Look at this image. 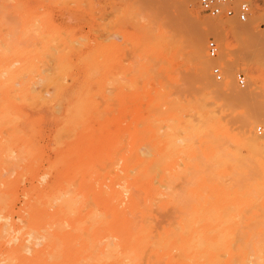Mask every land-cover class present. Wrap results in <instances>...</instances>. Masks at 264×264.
<instances>
[{"label":"rangeland","instance_id":"rangeland-1","mask_svg":"<svg viewBox=\"0 0 264 264\" xmlns=\"http://www.w3.org/2000/svg\"><path fill=\"white\" fill-rule=\"evenodd\" d=\"M196 15L200 20L229 21L204 13L199 0L191 3L184 0H0V46L11 49L5 50L9 52L7 61L11 67L21 65L14 66L12 71H18L16 78L22 77L17 86L18 94L5 96L0 93V175L4 174L0 199L8 196L7 200L4 199L6 201L1 200L3 205L8 204L4 205L6 210L3 213H10V222L21 227L22 233L18 236L25 234L26 237L27 232L34 234L38 231V236H34L41 238L43 235L41 240L44 242L37 241L41 245L36 249H42L48 242L49 232H53L49 231L52 223L65 216L66 208L60 210L59 207L63 204L59 202L63 194L62 201H67L64 204H74L76 208H72L77 211L76 214L72 211L74 216L72 213V216H65L72 223L66 224L68 234L64 241L61 240L63 242L59 241L68 252L65 264H90L89 255L93 251L97 254L107 242L112 241L103 238V226H96L94 232L90 230L91 223L99 224L97 220L100 219L97 216V220L94 219V214L103 220L106 214L115 215L118 208L116 190L125 186L124 175L149 174L154 187L169 192V195L173 191L179 197L178 192L184 191L186 199L182 198L183 203L185 200L192 203L191 197H196V200L203 197L201 201L205 197V204L199 201L197 203L201 205L198 206L193 202L194 205L190 204L193 208L185 205L189 214L195 209L211 207L218 188L229 189L230 184V189L235 187L236 191L244 185L246 189L243 186L240 192H252L253 188L258 190L261 187L260 184L264 183L262 176H255V180L253 175L258 174L255 172H259L257 167L264 171V162L250 155L243 146L242 134L252 114L264 115V56L261 52L264 39L255 37L260 33L264 38V21L259 22L254 39L245 41L251 69H237L235 72V80L238 72L246 76L245 87H240L236 80L240 92L247 91L249 81L257 79L253 86L256 97L235 103L228 92L221 89L222 82L216 81L213 75V80L219 84L214 93L201 83L197 75L189 44L191 37L206 23L193 19ZM225 30L229 31V27L226 26ZM161 36L168 45L162 56L155 58L150 55L148 46ZM210 37L216 39L209 35L205 50ZM217 42L220 58L225 42ZM218 65L224 72L230 70L229 65L223 62ZM41 80L45 82L42 84ZM40 81L38 86L42 90L39 89L41 93L38 94L43 95H39L42 99L37 93H32ZM22 86L29 87V95L21 92ZM204 122L206 126L203 127ZM259 126L262 124H251L249 129L261 137L264 125L262 134L257 130ZM188 127L190 130L203 129L206 136L199 137L195 132L188 139ZM173 137L179 141V147L175 149L170 147L168 140ZM225 148V152L221 151ZM146 150L149 154L143 155ZM219 151L228 155L227 164L219 165L218 158L216 163ZM8 152L11 154L9 157ZM136 152L142 155L140 164L143 165H136L132 160ZM221 178L225 180L223 185L227 186L219 184ZM239 179L241 183L237 186ZM133 189L142 204L147 201L156 208L157 202L144 190L135 185ZM209 195L214 198L208 199ZM56 197L60 199L57 201ZM67 199L73 202L69 203ZM56 201L59 205L55 204ZM94 210L106 214L103 217ZM71 224L79 232L72 231ZM250 224L241 226L249 234L247 242L243 239L242 242L247 244L255 238L253 245L247 247L244 242L239 245L245 244L249 258L256 263L260 255L264 257V227L259 225L258 228L256 224L254 229L250 226L256 227L255 224ZM246 226L250 230H245ZM47 229L48 236H45ZM252 229L260 237L255 236ZM102 241L105 245H100Z\"/></svg>","mask_w":264,"mask_h":264},{"label":"bare ground","instance_id":"bare-ground-1","mask_svg":"<svg viewBox=\"0 0 264 264\" xmlns=\"http://www.w3.org/2000/svg\"><path fill=\"white\" fill-rule=\"evenodd\" d=\"M249 1L252 4L253 15H252V11H251L252 16L250 15V18L247 22L240 23V22H237L233 19H227V20H229L228 22H222L219 20L216 21L215 19L214 20H210V19L200 20L199 16H197V15L193 16V19H195L196 21H204L206 23V26L201 31H198L196 34H194L191 37L190 44H189L190 55L196 63L197 75H198L201 83L206 88L212 89L213 93H214V91L217 92V90L219 89L218 88L219 84L215 83V81L213 80V77H212L213 66L218 65V63L221 64L222 62H223V64L229 65L230 70L228 72L225 71L224 72L225 73L224 79L222 81H218V82H222L220 85L221 89L222 90L224 89V91L228 92V94L231 96V98L234 102L235 101H245L246 102L250 99L253 100L254 97H256L255 96V90L256 89L253 88V86H255V82L257 81L256 78H253L251 81H249V88H247V91H245V92H240V90L236 86V80H235V72L237 71V69H243L245 71H249L251 69V63L247 59L248 57H246L248 55V52H246L248 50L247 49L248 44L246 46L245 41H247L249 39L251 40V38L254 39L255 32L259 28V22L264 21V0H249ZM184 2L185 3H189V2L191 3V2H197V0H184ZM1 9H3V8H1ZM189 15H190V13H189ZM226 26L229 27V31L225 30ZM38 27L36 29H38ZM39 31H40V29H39ZM256 34L257 35L255 37H257V39H258V36L262 40L264 39L262 37L263 36L262 34H261L262 36L260 35V33H256ZM209 35L215 36L216 39L220 42H225V46H224L225 48L223 49L224 51L221 52V57L218 58L219 60L218 59L213 60L211 58H210L211 59L210 60L207 56V53L205 50V42L207 41V37ZM45 36L48 37V35H45ZM163 37L164 36H161V38L157 37L152 42H150V45L148 46V51L150 52L151 56H153L155 58L156 57L160 58L162 56L163 49L168 45V43L165 42V39H163ZM241 43H243V45ZM244 46L247 49L246 51H245ZM7 49H9V48L5 47V49H3L0 46V93L4 94L5 96H11V95L14 96L15 93H17V94L19 93V91H18L19 87H17V86L19 85L20 80H22V77L20 79H18L19 77L16 78V76L18 75L17 74L18 71H12L13 67L16 64L13 65V67H11V63H9L7 61L8 60L7 56L9 55V52L5 51ZM12 49H14V48H12ZM262 49H260V50H262ZM9 50H11V49H9ZM34 50H35V48H34ZM20 52H18V53H20ZM261 52L264 56V50ZM7 53H8V55L6 56ZM23 55L21 57H23ZM90 60H92V59H90ZM220 60H221V62H219ZM17 63H19V62H17ZM22 65H23V62H22ZM17 66L21 67V65H17ZM17 66H15V67H17ZM31 69H33V68H31ZM93 73H95V72H93ZM37 78H39V77L37 76ZM56 78L57 77H55V80H56ZM16 79L19 81L17 82ZM41 81L38 83L36 82L37 86L36 87L34 86L32 93L35 92V93H37V96L41 95L43 97L42 94H38V93H41V90H42V88L40 86H38L41 84ZM34 82H33V84H34ZM43 82H45V81H42V84H43ZM39 89H41V90H39ZM21 92L26 94V95H29V93H30L29 87L24 86L23 88H21ZM22 93H20V94H22ZM44 95H45V93H44ZM40 101L41 100H39V102ZM245 102H243V103H245ZM1 107L2 106H0V108ZM252 115L250 116L251 119L246 122L247 123L246 129L244 130V132L242 134L243 139H244L243 146L247 150L250 151L251 154L250 153H248V154L254 156L259 161L264 162V137H263L264 135L260 137L257 134H255L253 132V130L249 129L251 124L260 123L263 126L264 125V115H258V114H255V115L252 114ZM16 118L17 117H15V120H16ZM1 120H3V119H1ZM10 121L11 120L9 119V122ZM11 122L14 123L13 121H11ZM5 123L6 122H4V124ZM214 123H216V122H214ZM217 123H219V122H217ZM204 124H203V127L206 126L205 122H204ZM191 126H193V125H191ZM217 126H219V125H217ZM217 126H215V128L218 129ZM212 127L214 128V125H212ZM8 129L13 130V128L12 129L8 128ZM208 131H210V130H208ZM195 132H196L197 136L199 135V137L204 138L206 136V132L203 129H198V130L191 129L190 130V127H188V129L186 131V133H187L186 137L188 139H191L193 133L195 134ZM208 137H209V135H208ZM168 140L170 141V145H171L170 147L171 148L175 149V148L179 147L178 146L179 141H178L177 137H173V138H171V140H170V138H168ZM235 149H237V148H235ZM221 151L225 152L226 148L221 150ZM218 153H220V151ZM9 154H10V152H8V157L11 155V154L10 155ZM29 154H30V152H29ZM139 154L140 153L136 152L133 155L132 160H134V162H136V165L139 164V166H140V165H143L144 163L140 164L143 162V160L141 158L142 155L141 154L139 155ZM147 154H149V152H147V150H146V152H144L143 155H147ZM217 154H216V156H217ZM222 154H224L225 157ZM231 155H232V153H231ZM226 156L228 157L227 154L220 153V154H218V157H215V160L218 158L217 160L219 161V165H220V163H221V165H223L222 163L227 164L229 159H227ZM5 160H7V157L5 158ZM217 160H216V163L218 164ZM238 160H240V159H238ZM130 162H131V160H130ZM23 163H24V161H23ZM146 163H147V160H146ZM4 164L5 163H3V165ZM131 164H133V163H131ZM253 164H254V162H253ZM255 165H257V164H255ZM239 167L242 168V166H239ZM135 170H137V169L135 168ZM257 170L259 172H257V171H255V172H256V174L257 173L258 174L253 175V178L256 180L257 177L262 176L261 178L264 180V178H263L264 171L261 172L259 167H257ZM263 170H264V168H263ZM260 172L262 173V175L260 174ZM234 173H235V169H234ZM244 174H246V173H244ZM11 175H12V173H11ZM235 175H237V174H235ZM3 176H4V174L0 175V177H2L0 179V185L1 184L3 185V183H2L3 182V180H2ZM131 176L130 175H126V176L124 175L122 178L124 179V177H125V181H124L125 186H123V188L121 186L122 190H119V191L116 190V194H117L116 199L118 201V208L116 209V213L114 215L115 218H114V216L113 217L111 216L112 215L111 213H110L111 215L110 214L108 215L105 212H101V214H100L99 212H96L94 210L95 211L94 213H96V214L99 213L100 216H103L104 213L108 216L106 217V215H105L106 219L103 216L104 217V220H103V219H101V217H99V215L94 214L95 218L94 217L93 218L97 220V218H96V216H97L98 219H100V220L99 221L97 220V223L99 222L98 225L91 223L92 227L90 228V230L93 231L96 228V226L99 227V225H101V227L103 226L104 231H105V235L103 238L104 239L105 238L111 239L112 241L107 242L106 245L103 244L104 240L102 241V243H100V245L103 244L105 246L102 249H100V252L98 251L97 254L95 253V251H93L94 253L92 255H89L90 256V257H88V258H90L89 261L91 260L90 264H264V257H262L263 255L259 256V261L256 263L255 262L253 263L252 260L249 258L250 254L248 255L246 248H245V244H246L245 242H247V240L249 238V236H248L249 234L245 233L243 231V228L241 227L242 224H244V223L255 224L256 227L250 226V228H254V229L257 228V225L262 226V228L264 227V183L260 184L261 187L258 190L256 189V187L255 188H253V186L250 187V188H253L252 192H254L255 191L254 189H256L254 194L250 191L240 192L239 190L243 191L244 185H242V187L239 186L240 189L236 190V191H234L235 187H232L233 189L232 188L230 189V184L228 186V188L230 190L227 188H223V187L222 188L217 187L218 188L217 196H215L216 200H215V203L211 207L202 208V209H195L192 213L189 214L190 211H188L189 208L187 209V207L189 206L190 208H193V206L190 205V204H193V202H195L198 206L201 205V203H197V202H199L203 199L202 195H200L202 197V199L200 198L197 200H196V197L194 199H192V197H191L190 199L192 200L191 201L192 203H190V204H189L188 200L187 201L185 200V202L187 203L186 204L185 202L183 203L184 200H182V198L186 199L183 196L185 193L184 191H182L183 193L178 192L180 195L177 193V195H179L180 198L178 196H176V194L174 195L173 191H172L173 196H171L172 195L171 193L169 195V192L166 193V192L162 191L161 188H155L152 180L149 178V174L139 173L135 177H131ZM255 176H257V177H255ZM167 177H168V174H167ZM177 177L179 178V180H180V178H181V180L183 179L181 177V175H179ZM173 178H175V176L172 177V179ZM184 178H186V177H184ZM232 178H234V177L232 176ZM216 179L218 180V178H216ZM262 179H260V180L263 181ZM246 180H250V179L247 178ZM234 181H236V180H234ZM6 183H7V181H6ZM223 183H225V180H223L221 178V182L219 184L223 185ZM238 183L239 184H237V186L240 185V183H241L240 179H239ZM214 184L215 183H213V185ZM134 185L137 188H139V190L140 189L144 190L146 192L145 194L150 195V197H152V200L157 202L156 208H154V206L152 204H148L147 201L144 204H142L140 196L135 194L136 191L135 192L133 191ZM167 185L169 187L168 183H167ZM227 185L228 184H225V186H227ZM233 186H234V184H233ZM162 188H163V186H162ZM164 188H165V186H164ZM166 188H167V186H166ZM257 188H258V185H257ZM245 189H246V187H245ZM187 191H188V189H187ZM206 191H207V189H206ZM231 191H234V192H231ZM0 193H1V190H0ZM109 195H111V194H109ZM109 195H107V196H109ZM181 195L183 197H181ZM186 195H187V193H186ZM206 195H208V194H206ZM72 196L73 195L71 194V197ZM209 196L210 197H208V199L212 200L214 198V196H213V198L211 197V195H209ZM57 197H56L57 201L60 198L62 200L64 198L63 194H62V197H60L58 199H57ZM197 197H198V195H197ZM2 198L0 199V203L2 204V205L0 204V264H65L66 263L65 260H67V258H68L67 257L68 252L64 251V248L62 247V243H60L59 241H61L63 238H65L68 234L66 224L67 223L70 224L72 222L68 221L65 216L69 217V214L71 215L72 211H74L73 210L74 208H72L74 206V204H73V206L72 205H65L64 203H66L67 201L65 202V201L60 200L59 202H63V204H61L62 205V207H61L57 201L55 202V204L57 203L59 205L60 210H61V208H66L65 212L67 214L65 213V216L62 215L59 220H55V222L52 223V225L50 227L51 229L49 231L53 230V232L52 233L49 232L50 237H48L49 239H48L47 244L44 247L42 246L43 247L42 249L37 250L36 249L37 246L40 247V245L44 242L43 240H41L44 238V236L42 235L41 238L34 236L35 234L38 233V231H37V233H34V234H32V231L27 232L26 237H25V234L22 236H18V234L20 235V233H22L21 227L16 226L13 222L12 223L10 222L11 221L10 220V218H11L10 213H3L4 209L6 210V208H5L6 206L4 207V205H8V204L3 205L1 200H3V202L6 201L8 199V196H7V198H4L6 200H4ZM67 200H70L69 203L72 201L71 199H67ZM193 200H196V201H193ZM40 201H42V200H40ZM204 201H205V197H204ZM204 201H201V202H204ZM205 202H204V204H205ZM39 205H41V203H39ZM58 205H56L55 207H57ZM76 206H78V205H76ZM49 208L52 209V205ZM57 209H58V207H57ZM97 210H98V208H97ZM108 211L110 212V210H108ZM74 212H75V214L77 213V211H74ZM56 213L61 214L60 212H55V214ZM55 214H52V216H55ZM72 215H73V213H72ZM91 217H89V218H91ZM111 218H113V220ZM25 223H27V222H25ZM79 225H81V224H79ZM24 226H26V225L24 224ZM71 226L73 227L72 231H74V232L78 231V228L76 231L75 226H73L72 224H71ZM76 226H77V223H76ZM260 226L258 228H260ZM250 228L247 227L245 229V227H244L245 230H247V229L250 230ZM254 229H252V231ZM255 231L256 230L253 231V234H256ZM46 232H45V236L48 234V229ZM14 234H16V235H14ZM38 234H37V236H38ZM246 234H247V237H246ZM258 235L259 234L257 233L255 236L258 237ZM257 237H256V239H258ZM259 237H260V235H259ZM263 238H264V236H263ZM45 239H47V238L45 237ZM87 239H88V237H87ZM87 239H86V241H87ZM242 239L245 240V242L243 241L245 244L239 245L240 242H241V244L243 243ZM253 240H255V238H252L250 240V242L252 241V243H250V242L247 243L248 245L249 244H251V245L248 246L246 244L247 247H250L253 245ZM37 241L38 242L43 241V242H41V244H40ZM63 241H64V239H63ZM63 241H61V242H63ZM89 241H90V238H89ZM263 241H264V239H263ZM33 242H35V243H33ZM257 243H256V246H257ZM259 245H261V244L258 243V246ZM90 246L92 247V245H90ZM263 248L264 247H262V250H263ZM95 249H96V247H95ZM250 250L253 251V249H250ZM256 251H259V249ZM262 254H264V253L262 252ZM253 255L251 258L254 259ZM257 258H258V256H257ZM257 258H255V260H257Z\"/></svg>","mask_w":264,"mask_h":264},{"label":"built area","instance_id":"built-area-1","mask_svg":"<svg viewBox=\"0 0 264 264\" xmlns=\"http://www.w3.org/2000/svg\"><path fill=\"white\" fill-rule=\"evenodd\" d=\"M200 7L204 13L211 17H221L225 19H233L237 22H247L252 11V4L249 0H199ZM209 58L216 60L220 56V45L217 40L210 37L206 47ZM212 75L216 81L224 79V70L220 65H214L212 68ZM236 80L239 86L245 87L247 80L243 72L236 74ZM261 134L263 127L257 128Z\"/></svg>","mask_w":264,"mask_h":264}]
</instances>
